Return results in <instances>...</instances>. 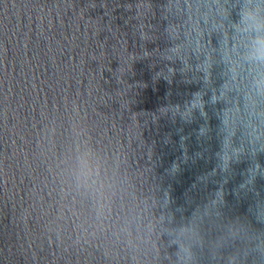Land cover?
I'll use <instances>...</instances> for the list:
<instances>
[{
	"label": "water",
	"instance_id": "obj_1",
	"mask_svg": "<svg viewBox=\"0 0 264 264\" xmlns=\"http://www.w3.org/2000/svg\"><path fill=\"white\" fill-rule=\"evenodd\" d=\"M190 2L170 15L168 0H0V264H177L168 228L190 224L191 264H264L246 251L264 234V177L245 184L264 152L237 132L244 152L221 168L220 114L241 100L210 102L227 79L214 0ZM176 43L189 70L162 58ZM196 92L203 113L184 119Z\"/></svg>",
	"mask_w": 264,
	"mask_h": 264
},
{
	"label": "clouds",
	"instance_id": "obj_2",
	"mask_svg": "<svg viewBox=\"0 0 264 264\" xmlns=\"http://www.w3.org/2000/svg\"><path fill=\"white\" fill-rule=\"evenodd\" d=\"M202 5L197 4L198 10ZM215 16L212 24V33H218L221 37L219 47L214 48L215 53H219L220 62L225 66V76L227 79L219 88V94L213 91L210 102L215 104L230 92L237 91L240 95L241 107L235 109L225 108L220 114L221 131L225 134L223 140V150L220 155L221 168L227 171L230 162L238 161L244 152L243 146L239 148L232 147V137L240 133L242 140H246L251 145L252 154L264 152V0H214ZM194 5L190 0H185L183 6L179 3H173L168 0L167 12L170 15H180L184 11L192 12ZM235 10L236 19H232V12ZM207 15L203 19L207 21ZM188 21L192 32L198 37L204 39V34L200 31V22L194 19L193 15L188 16ZM180 26L169 24L167 33L169 37L176 41L179 39ZM211 33V34H212ZM210 42V41H209ZM207 42V43H209ZM206 47V43H205ZM192 53L199 56L203 54L205 59L197 65L198 70H202L207 83L209 70L212 67L213 54L205 53L197 45ZM162 58L172 61L180 59L184 63V70H189L190 65L181 59V45L179 43L168 48ZM171 74L172 68L168 69ZM243 78V90L240 85ZM203 93L196 92L192 99L185 104V109L181 114L182 118L190 119L194 110L203 113L205 107ZM179 112V106L176 107ZM242 108V111H241ZM264 177V168L257 163L255 167L248 170V179L245 184H252L257 175ZM223 193L218 191L216 199L206 206L213 207L222 203ZM258 221L264 222L258 218ZM154 231H155V225ZM168 232L174 234V242L178 245L177 264H191V252L189 242L198 238L196 225L190 224L187 227L179 229L168 228ZM159 231L158 237L161 239L162 233ZM247 252L254 253L258 259L264 258V234H254L246 238ZM232 258L230 264H232Z\"/></svg>",
	"mask_w": 264,
	"mask_h": 264
}]
</instances>
